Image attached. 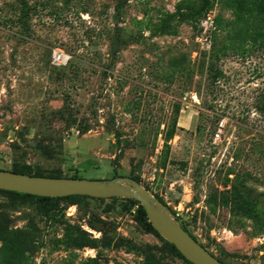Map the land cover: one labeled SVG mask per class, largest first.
Instances as JSON below:
<instances>
[{"label": "rangeland", "instance_id": "obj_1", "mask_svg": "<svg viewBox=\"0 0 264 264\" xmlns=\"http://www.w3.org/2000/svg\"><path fill=\"white\" fill-rule=\"evenodd\" d=\"M243 1L0 0V171L131 178L223 264H264V47L232 40ZM51 208L0 192V264H191L136 201Z\"/></svg>", "mask_w": 264, "mask_h": 264}, {"label": "water", "instance_id": "obj_2", "mask_svg": "<svg viewBox=\"0 0 264 264\" xmlns=\"http://www.w3.org/2000/svg\"><path fill=\"white\" fill-rule=\"evenodd\" d=\"M0 191L34 197L96 200L131 199L145 210L149 223L191 264H223L201 246L174 218L169 208L144 186L127 177L113 180L56 179L0 171Z\"/></svg>", "mask_w": 264, "mask_h": 264}, {"label": "trees", "instance_id": "obj_3", "mask_svg": "<svg viewBox=\"0 0 264 264\" xmlns=\"http://www.w3.org/2000/svg\"><path fill=\"white\" fill-rule=\"evenodd\" d=\"M232 6L233 7L235 6L233 9H234V14L237 18L235 21V24H236L234 28L235 32H232L233 33L232 40L235 42H239V40H237V37L242 39V35L240 34V32L239 33L237 32V30L240 27V30L248 29V33L246 35V38L248 40L249 38L257 37V40L264 47V0H244L242 3L238 5H232ZM17 170L18 172H13V173L28 175V176H35V177H43L40 175H33V169L30 167H20ZM55 178L62 179L60 177H55ZM0 192L5 193V194L16 195L21 198L29 197V198L34 199L38 205V209L40 213L42 214V216L45 218H48L51 221H56L59 216L58 214L61 212V209L51 208L52 203H55L56 201H59V200H67L71 198H88V197H69L65 199H50V198L34 197V196H29V195H24V194H19V193L5 192V191H0ZM162 203L165 204L164 202ZM140 210L145 220L149 221L146 215V212L141 207V205H140ZM149 226L151 228L153 227L151 224ZM182 227L186 232H188L184 226ZM4 230L5 228L1 227L0 225V238ZM84 245L90 246L91 243L90 242L88 243L80 242L78 246H84ZM171 247L178 256L184 258L181 255V253L173 245H171Z\"/></svg>", "mask_w": 264, "mask_h": 264}, {"label": "built area", "instance_id": "obj_4", "mask_svg": "<svg viewBox=\"0 0 264 264\" xmlns=\"http://www.w3.org/2000/svg\"><path fill=\"white\" fill-rule=\"evenodd\" d=\"M53 62L56 66H66L68 64L67 59L62 53H55L53 56ZM222 132V125L219 130V133L216 135V139H220V133Z\"/></svg>", "mask_w": 264, "mask_h": 264}, {"label": "crops", "instance_id": "obj_5", "mask_svg": "<svg viewBox=\"0 0 264 264\" xmlns=\"http://www.w3.org/2000/svg\"><path fill=\"white\" fill-rule=\"evenodd\" d=\"M190 121H191V122H190ZM185 124H186V125L193 124L192 119H191V115H189V113H188V115H187V117H186V119H185ZM178 126H179L178 128H179L180 131L185 129L184 125L182 126V125H179V124H178Z\"/></svg>", "mask_w": 264, "mask_h": 264}]
</instances>
